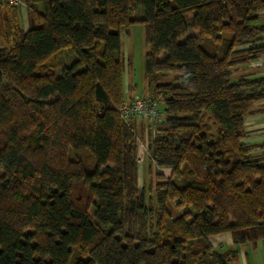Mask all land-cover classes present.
Instances as JSON below:
<instances>
[{
  "label": "trees",
  "instance_id": "1",
  "mask_svg": "<svg viewBox=\"0 0 264 264\" xmlns=\"http://www.w3.org/2000/svg\"><path fill=\"white\" fill-rule=\"evenodd\" d=\"M26 7L37 26L12 29L0 48V264H236L237 249H217L214 236L264 240V157L244 142L264 76L235 75L264 62V0ZM136 22L147 93L162 103L160 121L141 117L150 176L154 165L147 201L136 118L119 112L120 34Z\"/></svg>",
  "mask_w": 264,
  "mask_h": 264
},
{
  "label": "rangeland",
  "instance_id": "2",
  "mask_svg": "<svg viewBox=\"0 0 264 264\" xmlns=\"http://www.w3.org/2000/svg\"><path fill=\"white\" fill-rule=\"evenodd\" d=\"M39 9V8H38ZM16 11V12H15ZM12 10L8 5L0 2V48L11 47L12 35L8 34L13 29V32L20 33L26 31L30 26H37V21L34 18V13L27 7H22L20 9ZM143 16L142 7H138L134 12V18L139 19ZM17 27V28H16ZM189 32H193L189 29ZM195 33V32H194ZM8 37L6 39V35ZM196 34V33H195ZM121 44L119 50V56L122 61V73H123V94L125 99L147 96V82L148 78L145 74V54L148 51L149 47L146 45L144 40V27L141 23L136 22L132 24L128 29L121 31ZM67 53H64L59 59L63 64L69 63L72 60V56L69 55V59L66 61L64 57ZM60 70V69H59ZM168 76L161 78L160 80H169ZM161 98V102H162ZM162 108V103H161ZM142 119L141 117L136 118L135 120ZM132 121V120H131ZM130 121V122H131ZM134 121V120H133ZM148 121V120H146ZM142 122V121H141ZM149 122V121H148ZM147 123H141L143 127H148ZM129 124V123H128ZM139 124V122H138ZM136 126V124H134ZM138 126V125H137ZM148 130V128H146ZM137 136V145H138V157L137 161L140 163V179L139 186L143 188L146 201L151 195L149 191L150 181H153V172L154 165L152 164V176L148 174V156L146 154L147 146L141 144L142 133L138 128H135ZM145 130L148 134V131ZM153 133V131L151 132ZM148 138V135H147ZM144 142V141H143ZM79 157H82L84 154H78ZM74 156L73 153H70V157ZM89 164L90 159H89ZM165 168V167H163ZM162 169V168H161ZM160 171L164 174L165 177H169V170L162 169ZM171 175V174H170ZM74 197H76L75 203L79 207H83L86 204V198L82 195L79 190L74 191ZM251 242V241H250ZM227 251V250H226Z\"/></svg>",
  "mask_w": 264,
  "mask_h": 264
},
{
  "label": "crops",
  "instance_id": "3",
  "mask_svg": "<svg viewBox=\"0 0 264 264\" xmlns=\"http://www.w3.org/2000/svg\"><path fill=\"white\" fill-rule=\"evenodd\" d=\"M258 20L259 23L264 24V12L258 14ZM235 75L246 77L264 76V62L243 64L237 70ZM135 121V128H138V131L140 130L142 133L141 144L145 145L148 135L145 130L147 129L144 125L143 127L140 126L142 125L141 123H145V121L143 119ZM244 130V142L255 147L252 150V154L256 157H264V99L255 103L246 113L244 117ZM145 146H147V142ZM162 169L169 170L168 172L170 176L172 171L171 168L165 167ZM212 243L217 249H221L224 252L231 248H236L238 251L236 264H264V240H249L245 244L234 246L229 235L221 234L214 236L212 238Z\"/></svg>",
  "mask_w": 264,
  "mask_h": 264
},
{
  "label": "built area",
  "instance_id": "4",
  "mask_svg": "<svg viewBox=\"0 0 264 264\" xmlns=\"http://www.w3.org/2000/svg\"><path fill=\"white\" fill-rule=\"evenodd\" d=\"M0 2L17 9L27 5V0H0ZM119 112L125 122L139 117H148L150 121H160V101L149 95L124 99Z\"/></svg>",
  "mask_w": 264,
  "mask_h": 264
}]
</instances>
